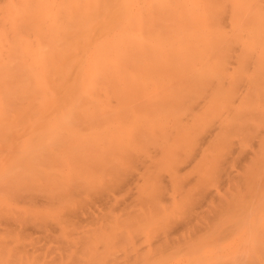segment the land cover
Returning a JSON list of instances; mask_svg holds the SVG:
<instances>
[{"label": "bare ground", "instance_id": "obj_1", "mask_svg": "<svg viewBox=\"0 0 264 264\" xmlns=\"http://www.w3.org/2000/svg\"><path fill=\"white\" fill-rule=\"evenodd\" d=\"M132 159L139 227L160 199L213 200L196 244L147 264H264V0H0V264H88Z\"/></svg>", "mask_w": 264, "mask_h": 264}, {"label": "rangeland", "instance_id": "obj_2", "mask_svg": "<svg viewBox=\"0 0 264 264\" xmlns=\"http://www.w3.org/2000/svg\"><path fill=\"white\" fill-rule=\"evenodd\" d=\"M131 159V158H130ZM136 161V159H132V161H130L129 163H128V165L130 164L131 165V167H129L128 165H125L126 164V162H125V164L123 165V168H121V169H125L124 171H125V173L127 174L126 175V177L127 176H129L128 177V180H130L133 176L135 177V178H137L136 176H140V175H144L143 173H142V171H140L141 169H143V168H141L142 166H143V164H142V166L140 167L139 166V164H137V162H135ZM128 162V161H127ZM135 162V163H134ZM138 162L140 163V161L138 160ZM135 164L140 170L138 171V168L136 169L135 167L134 168H132V166ZM128 167L129 168H132L131 169V171H129L128 170ZM134 169H136V170H134ZM120 170V169H119ZM126 170L128 171V172H133L132 173V175L133 176H131V174L130 173H127L126 172ZM146 171V170H145ZM120 173H123V172H121L120 171ZM134 173H135V175H134ZM142 173V174H141ZM130 174V175H129ZM122 175V174H121ZM124 175V174H123ZM116 176H120V174L118 175H116ZM131 177V178H130ZM121 178H124V176H121ZM115 180V179H114ZM116 180H117V178H116ZM123 180V179H122ZM133 180V179H132ZM132 180H130V181H132ZM124 181H125V178H124V180H123V183H124ZM127 181V180H126ZM116 181H114V183H115ZM120 183V184H119ZM122 183V185H121V179H119V182H118V184H117V182H116V186H120V188L119 187H114L116 190H114L113 188H111V189H113L114 191V195L115 196H117V199H120V201L121 202H123L124 201V203H122V206L121 205H119V208H121V207H123V208H121V210L119 211V214L121 215L120 216V221L121 220H126V219H128V218H126V214L125 213H128L127 215H131V213H130V211L131 210H135V209H139V208H141V206H140V203H141V201H140V197L141 196H136L139 192V188H142V186L144 185V184H142L141 182H140V184H137V183H139V182H135L134 180H133V183H135V185H134V187L137 185V187H136V189L135 188H133V184H131L132 185V190H134V191H132L131 193H135L134 194V197H132V198H136L135 199V201H134V199H133V201H132V199L130 200L129 199V201H128V198H131V196H129L128 197V194L125 192L124 193V189L125 188H127L128 186H129V183H132V182H127L128 184H126V185H128V186H125V184H123ZM126 183V182H125ZM185 183V182H184ZM191 183L194 185V183H193V181L191 182L190 181V185H191ZM189 184V183H188ZM214 184H215V182H214ZM187 185V184H186ZM185 184H183V186H185V188H187V191H188V188L189 187H187ZM193 185H192V187H193ZM189 186V185H188ZM122 187H124L123 189H122ZM129 187H131V186H129ZM139 187V188H138ZM191 186H190V188H192ZM138 188V189H137ZM183 188V187H182ZM106 189V188H105ZM120 189H121V191H120ZM130 189V188H129ZM129 189H126V190H128V193H129ZM193 189V188H192ZM191 189V190H192ZM103 191H104V189H102ZM123 190V191H122ZM125 190V191H126ZM186 190V189H185ZM189 191L188 192V195H186L185 196V198H184V196L183 197H181V200H180V197H177V199H176V201H174V202H172L171 200L169 201V200H166V202H165V199H160L159 201H157L158 202V205H159V208H160V213H161V210L162 211H165V213L164 212H162L161 214V216L159 215V217H158V215L155 213L156 211H158L157 209H156V204H154V203H147V205L148 204H150V205H148V206H146V204H144V206H143V204H141L142 205V207H144L145 208V206H146V209H148V208H151V210H152V212H154V215H155V218H153L151 221H150V223L148 222V220H146L145 218H144V222H145V225L146 226H144V227H139L140 226V224H139V221H140V219H136L137 218V215H135V217H134V215L132 214L131 216H133L135 219H128V220H126V221H124L123 220V222L121 221H119V219H118V222H116L117 224H116V230L115 231H110V230H108L109 232H107V233H105L106 231L104 230V229H102V237L104 238V239H107L108 240V243L107 244H104L106 247H104V245H103V247H104V250L102 249V248H100V245H102L103 244V239H102V237H101V244H96L95 245V242H94V239L93 240H91V242L89 243V244H91V246H93L92 244H93V242H94V247L92 248V250L90 249L89 250V248L88 249H86L84 252H88V255L87 256H91L90 257V259L88 260V264H92V261L93 260H95V259H97V258H101L100 260H99V262H98V260H96V263H98V264H109V262H111L112 261V259L114 258L113 256L114 255H116L118 252H120L121 254H123V256L121 257V255L119 256V255H116V256H118V257H121L122 259H120L119 260V258H118V260H116L115 261V259H113L114 261H112L110 264H127L126 263V261L127 262H131V263H133L134 264V261H135V264H147L148 262H150V261H153V259L152 260H150L149 258H148V256H149V253H154V251H153V248L154 249H156V251H157V253H160L157 249L160 247L158 244H163L162 245V247L167 243H169V242H171L172 243V245H173V248H171V244H169V246H166L167 248L168 247H170V249H167V248H165V246L163 247V249L165 250H170V251H167L166 253H169V252H171L172 253V251H175V249H180V248H182V247H184V245H189V244H196L197 242H198V237L199 236H201L202 234H203V231H204V227H205V224L206 223H208V221H209V219L207 220V221H205L206 220V218L204 219V217L207 215V213L208 214H211L212 212H210L211 211V209H210V206H211V204H212V202L211 201H213V200H211L210 199V195L208 194V192H207V187H205L204 188V192L202 193L200 190L198 191V189H196V188H194L192 191ZM109 191H111V190H109ZM130 191H131V189H130ZM136 191V192H135ZM141 191H142V189H141ZM140 191V192H141ZM105 192H107V191H105ZM197 192H200L201 193V195H202V197H203V202L201 203V200H200V203H199V201H197L196 202V204H195V198H197L198 196H200V195H198V196H196L195 195V197L193 196L194 194H197ZM122 193H124L123 195H122ZM130 193V194H131ZM126 194V195H125ZM97 196H99L100 194H96ZM96 195H93V194H91L90 196L88 195V198H90V201L88 202V205H87V207H91V209L93 208V206L92 205H94V201H95V198L97 197ZM131 195H133V194H131ZM94 197V198H92V197ZM136 196V197H135ZM191 196H193V197H191ZM138 197V198H137ZM190 198H192V200L194 199V203L193 202H191V203H188L189 201L188 200H190ZM94 199V200H93ZM202 199V198H201ZM137 200H139L138 202H137ZM178 200H180V201H178ZM92 201V202H91ZM129 202V203H127V202ZM132 201V202H131ZM169 201V202H168ZM188 201V202H187ZM91 202V203H90ZM133 205H135L136 203H134V202H137V203H139V206L137 205V208H134V207H132V204ZM171 202V203H170ZM178 202H180V203H178ZM93 203V204H92ZM130 205L131 204V207L129 206V208H130V210H128V206H125V208H127L126 209V211L124 212V204L125 205ZM163 204V205H160V204ZM185 203H187V205H189V206H187L186 207V205H185ZM121 204V203H120ZM191 204V205H190ZM200 204V205H199ZM206 206H205V205ZM216 204V203H215ZM136 205H135V207H136ZM172 207H171V206ZM207 205H208V208H207ZM194 206V207H193ZM205 206V207H204ZM213 207H215V205L213 204L212 205ZM191 207L192 209L190 210L189 208ZM196 207V208H195ZM201 207V208H200ZM217 207V206H216ZM158 208V207H157ZM167 208V209H166ZM170 208V209H169ZM188 208V209H187ZM193 208H195V210L193 209ZM124 209V210H123ZM187 209V210H186ZM201 209V211L203 212V213H199L200 210ZM128 210V211H127ZM191 212H190V211ZM198 210V211H197ZM187 212V213H186ZM197 212V214H195V213ZM207 212V213H206ZM158 213V212H157ZM160 213H158V214H160ZM192 213V214H191ZM206 213V214H205ZM123 214H124V216H125V218H124V216H123ZM135 214V213H134ZM202 214H204V215H202ZM179 215V216H178ZM191 217H190V216ZM201 215V216H200ZM122 216H123V218H122ZM130 216V217H131ZM199 216V217H198ZM203 216V217H202ZM128 217V216H127ZM129 217V218H130ZM139 217V216H138ZM161 217V218H160ZM181 217H183V219L181 218ZM193 217V218H192ZM207 217V216H206ZM181 218V219H180ZM189 218H192V220L190 219V221H189ZM195 218V219H194ZM194 219V220H193ZM198 219V220H197ZM139 220V221H138ZM142 221H143V219H141ZM172 220V221H171ZM179 220H181V222L183 223V225L181 224V222L180 223H178L179 222ZM183 220H185V221H183ZM128 221V223H126V224H128L129 226H130V229H131V225H133L132 223H135L134 225H136V226H138L139 228H138V230H139V232H140V237L137 235V231H134L135 232V234L140 238V240L142 241H140L139 239V241L141 242V243H139L140 245L141 244H143V246H142V248L144 249H141V247H139V245L137 244L138 242L135 240V239H137V237H135L134 238V236H136L135 234H132L131 232H132V229H133V226H132V229L130 230V229H128L129 227H126L128 230H125L126 228L124 227V225H125V222H127ZM189 222L188 224L190 225H188V224H186L187 222ZM132 222V223H131ZM144 222H142V225L144 224ZM171 222H172V228L169 226V224H171ZM178 223V224H176V223ZM190 222H192L193 224H195L194 226H192L191 225V223ZM119 223H121V225H119ZM140 223H141V221H140ZM184 223L187 225H185L186 227H184ZM205 223V224H204ZM175 224H176V226H175ZM118 225H119V227H118ZM122 225H123V227H122ZM127 225V226H128ZM141 225V226H142ZM179 225H181V226H179ZM121 226V227H120ZM136 226H134V227H136ZM161 226H163L164 228H162ZM177 226H179V227H177ZM160 227V228H159ZM166 227V228H165ZM167 227H168V231H167ZM169 227H170V229H169ZM177 227V228H176ZM181 227H183V229L181 228ZM117 228H119V230H117ZM124 229L125 230V232L124 231H122V229ZM158 228L160 229V233L159 234H161L164 230L166 231V233L164 234V233H162L161 235H162V237H163V239H162V237L158 234V238H159V236H160V238L159 239H157L156 237H157V233L158 232H156V231H159L158 230ZM195 228V229H194ZM197 228H198V231H196L197 232V234H198V236L196 235V238H194L193 239V235L192 236H190V233H194L195 234V230H197ZM137 229V227L135 228V230ZM176 229H180V231H178V230H176ZM187 229V230H186ZM134 230V229H133ZM154 230V235H152L151 233V231H153ZM181 230H182V232H181ZM185 230H186V232L188 233V234H186V232H185ZM131 231V232H130ZM162 231V232H161ZM169 231H171V232H169ZM190 231H192V232H190ZM122 232H124V233H122ZM133 232V233H134ZM155 232H156V234H155ZM167 232H169V236H171L170 235V233L172 234V237L170 238V239H172L173 238V240H175V242H177L178 240V242L175 244V242L173 241V240H169V238L167 237ZM184 232V233H183ZM109 233V234H108ZM179 233V236H177V234ZM104 234L106 235V237L107 238H105L104 237ZM150 234H151V237H150ZM164 234V235H163ZM185 234H186V236H185ZM111 235V236H110ZM118 235H119V237H118ZM123 235H126V237H124V239L126 238V239H128V243L130 244V246H129V249L131 248V252L130 251H128V249H127V247H128V245L126 244V242H122L123 243V246L124 245H126L127 247H123V246H119L120 248H118V250L116 249V244H119L118 243V240H120L121 239V237H123ZM134 235V236H133ZM181 236V237H180ZM150 237V238H149ZM192 237V239L193 240H191L190 238ZM35 238H36V234H35V232L34 233H32L31 231H29V232H25V239H24V241H22L23 242V244L21 245V247L19 248V251H22L23 253L25 252V251H27V250H29V251H31V249H32V247L34 246V245H36V242H35ZM119 238V239H118ZM134 238V239H133ZM149 238V239H148ZM180 238V239H179ZM186 238H188V240L190 241H188V243L186 242L187 241V239ZM157 239V240H156ZM163 240L162 242L160 241V240ZM181 239H183L184 240V242H186L185 244L184 243H182V240ZM90 240V239H89ZM122 240V239H121ZM156 240V242H155V245H153L154 244V241ZM124 241V240H123ZM137 243H136V242ZM169 241V242H168ZM174 243H173V242ZM161 242V243H160ZM27 243H31V245L30 246H28V245H25V244H27ZM165 243V244H164ZM174 244H175V246H174ZM85 245H86V243H85ZM121 245V244H120ZM137 245V246H136ZM159 246V247H158ZM87 247V246H86ZM102 247V246H101ZM123 247V248H122ZM162 247H160V249H162ZM91 248V247H90ZM101 249L100 251L103 253V254H100V251H99V255L96 253V252H98L97 250L98 249ZM122 248V249H121ZM140 248V251L142 252V250H143V253L145 252V254L144 255H140L141 253H140V251H139V253H137V251H138V249ZM146 248V249H145ZM121 249V250H120ZM127 249V250H126ZM103 250V251H102ZM165 250V251H166ZM155 251V252H156ZM165 251H164V253L162 252V250H161V252L162 253H160L159 255L157 254V253H155V255H157V256H155L154 258H158V257H160V256H162V255H164V254H166L165 253ZM132 253V254H130V253ZM90 253V254H89ZM128 253V254H127ZM139 254V255H138ZM111 255H112V257H111ZM127 255H129V256H127ZM131 255H133V258H132V256ZM96 256H97V258H96ZM99 256V257H98ZM115 256V257H116ZM130 256H131V258L132 259H134V261L130 258ZM138 256H140V257H138ZM142 256H143V262H140L141 260L140 259H142ZM132 260H130L129 258ZM116 258V259H117ZM87 259V258H86ZM127 259H129V260H127ZM109 260H111V261H109ZM108 262V263H107ZM83 264H86V263H84L83 262ZM93 264H95L94 262H93ZM128 264H130V263H128Z\"/></svg>", "mask_w": 264, "mask_h": 264}]
</instances>
